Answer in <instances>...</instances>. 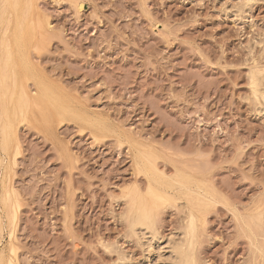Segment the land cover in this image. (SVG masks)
<instances>
[{"label": "rangeland", "instance_id": "rangeland-1", "mask_svg": "<svg viewBox=\"0 0 264 264\" xmlns=\"http://www.w3.org/2000/svg\"><path fill=\"white\" fill-rule=\"evenodd\" d=\"M13 2L0 264H176L188 225L191 264H264V0ZM135 199L154 209L152 248Z\"/></svg>", "mask_w": 264, "mask_h": 264}, {"label": "bare ground", "instance_id": "bare-ground-1", "mask_svg": "<svg viewBox=\"0 0 264 264\" xmlns=\"http://www.w3.org/2000/svg\"><path fill=\"white\" fill-rule=\"evenodd\" d=\"M5 1V0H4ZM10 1V3L12 4L11 6L12 7H10V9L11 8H14V0H9ZM19 2V1H18ZM21 2H23V1H20V3ZM6 4H9L8 2L6 3ZM22 4V3H21ZM82 4V3H81ZM10 5V4H9ZM9 5H7V6H9ZM16 5H18V4H16ZM80 5V4H79ZM33 6V5H32ZM82 5H80V7H81ZM20 7H22V6H20L19 5V8ZM79 7V8H80ZM83 7V6H82ZM81 7V8H82ZM14 10V9H13ZM16 10V9H15ZM18 10V9H17ZM20 10V9H19ZM17 12V11H16ZM19 12V11H18ZM17 12V13H18ZM13 13V12H12ZM20 13V12H19ZM19 13H18V16H21V15H19ZM23 14V13H22ZM15 15H17V14H15ZM14 15V16H15ZM18 16H17V18H18ZM4 17V16H3ZM2 21V20H1ZM5 21V20H4ZM25 21V20H24ZM4 23V22H3ZM19 23V22H18ZM18 26V25H17ZM16 26V27H17ZM16 27H14L12 30H14ZM3 28H4V26H3ZM17 29V28H16ZM18 30H16V31H14L15 33L17 32ZM24 31V30H23ZM3 32V31H2ZM11 32V31H10ZM13 32V33H14ZM12 33V34H13ZM19 33H22V31L21 32H19ZM14 34V37H13V41H10V42H12L10 45H14V46H16V48H18V47H20V45H22L23 43H25V39L23 38L24 36L22 35L21 36V34ZM11 34V33H10ZM10 34L8 35V36H10ZM23 34V33H22ZM24 35H25V32H24ZM11 37V36H10ZM11 39H12V37H11ZM26 45V44H25ZM3 47V46H2ZM11 47V46H10ZM25 47V46H24ZM12 49V48H11ZM15 49V48H14ZM14 49H13V51H14ZM19 50H20V48H18ZM22 49V48H21ZM12 50H11V52H13ZM10 52V53H11ZM14 52H16V51H14ZM20 52V51H19ZM21 53H22V51H21ZM20 53V54H21ZM16 54H19V53H16ZM25 54V53H24ZM14 56V54L12 53V56L10 55V57H13ZM21 56H23V55H21ZM24 57H26L25 55H24ZM22 59V58H21ZM23 60H27V59H25V58H23ZM31 62V61H30ZM27 62L25 61V64H26ZM13 64V63H12ZM25 64H23V65H25ZM27 65V64H26ZM16 67V66H15ZM29 69V68H28ZM32 73V72H31ZM1 76V75H0ZM1 77H3V75L1 76ZM18 78V77H17ZM3 79V78H2ZM23 79V78H22ZM256 79H258L257 77H256ZM20 81V80H19ZM18 81V82H19ZM23 81V80H22ZM1 82V81H0ZM12 82V81H11ZM12 84V83H11ZM258 84V83H257ZM23 85H24V83H23ZM261 88V87H260ZM6 89V88H5ZM17 90H19V89H17ZM7 92V91H6ZM19 92V91H18ZM46 92V91H45ZM20 93V92H19ZM49 93V92H48ZM17 94V93H16ZM54 94V93H53ZM29 95V94H28ZM56 95V94H55ZM6 97V96H5ZM16 97H19V95L18 96H16ZM54 97H57V96H54ZM7 98V97H6ZM13 99V98H12ZM14 100V99H13ZM12 100V101H13ZM19 100V99H18ZM6 101V100H5ZM56 101V100H55ZM7 102V101H6ZM1 105V104H0ZM69 107V106H68ZM65 109V108H64ZM10 111V110H9ZM1 112V111H0ZM66 112V111H65ZM1 118V117H0ZM3 121V120H2ZM7 123V122H6ZM1 129V128H0ZM14 129V128H13ZM1 134V133H0ZM9 139V138H8ZM1 141V140H0ZM15 142V141H14ZM11 144H12V142H10ZM0 144H3L2 146H3V148H4V150L7 152L8 150H9V148L8 147H10V145H9V141L6 139V137H3V140H2V143H0ZM1 146V147H2ZM6 154H8V153H6ZM155 158V157H154ZM1 161H2V159H1ZM143 163V162H142ZM145 163V162H144ZM146 164V163H145ZM144 164V165H145ZM143 165V164H142ZM146 166H148V165H146ZM145 167V166H144ZM145 169V168H144ZM143 170V169H142ZM150 170V169H149ZM177 171V170H176ZM181 171V170H180ZM145 172H146V170H145ZM147 172H148V170H147ZM182 172V171H181ZM180 172V173H181ZM149 173V172H148ZM151 173V172H150ZM182 174H184V173H182ZM147 175V174H146ZM156 175V174H155ZM159 175V174H158ZM185 175V174H184ZM187 175V174H186ZM186 175H185V177H186ZM191 175V174H190ZM189 175V176H190ZM148 176H150L149 174H148ZM152 177H153V175H151ZM150 176V180H151V177ZM172 177V176H171ZM177 177V176H176ZM156 178V177H155ZM160 180L162 179V178H160V177H158ZM158 178H156V179H158ZM179 178V177H178ZM177 178V179H178ZM193 178V177H192ZM158 179V180H159ZM168 179V178H167ZM172 179V178H171ZM180 179V178H179ZM196 179V178H195ZM157 180V181H158ZM162 180H164V178L162 179ZM188 180V179H187ZM151 181H153V180H151ZM154 181H156V180H154ZM168 181V180H167ZM193 181V180H192ZM191 181V182H192ZM196 181V180H195ZM3 182V181H2ZM169 182V181H168ZM184 182V181H183ZM153 183V182H152ZM154 183H157V182H154ZM197 183V182H196ZM169 184V183H168ZM178 184V183H177ZM170 185V184H169ZM197 185V184H196ZM195 185V186H196ZM203 185V184H202ZM160 186V185H159ZM159 186H158V188H159ZM164 186H165V184H164ZM177 186V185H176ZM184 186V185H183ZM187 186V185H186ZM168 187H170V186H168ZM173 187V186H172ZM171 187V188H172ZM175 187V186H174ZM188 187V186H187ZM194 187V186H193ZM201 187V186H200ZM199 187V188H200ZM162 188H164L163 186H162ZM166 189H167V187H165ZM180 188V187H179ZM178 188V189H179ZM182 188V187H181ZM198 188V186H197V189H199ZM203 188V187H202ZM185 189V188H184ZM188 189V188H187ZM186 189V190H187ZM191 189H193V188H190V190ZM185 190V191H186ZM201 190V189H200ZM164 191H165V189H164ZM170 191V190H169ZM176 191V190H175ZM175 191H173V192H175ZM178 191V190H177ZM180 192H181V189L179 190ZM194 191H196V190H194ZM193 191V192H194ZM186 192H188V191H186ZM185 192V193H186ZM198 192H200V191H198ZM171 193V192H170ZM177 193V192H176ZM189 193V192H188ZM187 193V194H188ZM190 193H192V192H190ZM196 194V196H197V193H194L193 194V196ZM201 194V193H200ZM205 194V193H204ZM207 194V193H206ZM174 195V194H173ZM181 195V194H180ZM205 196V195H204ZM148 197V196H147ZM176 197V196H175ZM181 197V196H180ZM208 197V196H207ZM193 198H195V197H193ZM199 198H200V200H201V197L199 196ZM3 199V198H2ZM192 199V198H191ZM197 199V198H196ZM200 200H199V202H200ZM191 201V200H190ZM189 201V202H190ZM203 201V200H202ZM193 204H194V202L193 201H191ZM198 202V203H199ZM4 203H5V201H4ZM196 203V202H195ZM198 203H196V204H198ZM201 203V205H202V202H200ZM199 203V204H200ZM207 204H208V202H207ZM195 205V204H194ZM197 206H199V205H197ZM153 207V206H152ZM153 209V208H152ZM151 208H148V207H145L144 206V204L142 203V200H139V199H135L133 202H132V204L130 205V208H129V217L130 216H132V220H130L131 221V223H132V228H133V231H135L136 232V230H138V229H136V228H141L142 229V231L144 232H142L141 234H144V235H146L147 233L149 234H151L150 235V237L148 238H146V236H144V235H142V236H144V238L146 239L145 241H146V246H147V248H152L151 246H152V244H153V242L156 240V235H153V234H156V233H154V232H156V229H155V227H156V225H155V223H156V219H155V213L153 212L154 211V209L152 210ZM159 210V209H158ZM192 212H194V211H192ZM158 214V213H157ZM194 215H195V212L193 213ZM11 217V216H10ZM1 219V218H0ZM196 219V218H195ZM1 222H3V220H1ZM5 222V221H4ZM3 222V223H4ZM251 223V222H250ZM187 226V225H186ZM3 227H4V225H3ZM131 227V226H130ZM5 229V228H4ZM186 229V228H185ZM185 229H184V231H185ZM1 231V230H0ZM140 231V230H139ZM192 231H193V227H192V225H188V228H187V230H186V232H185V234H184V232H182L183 233V236H184V240L183 239H181V241L182 242H179L178 241V243L177 242H175V244H176V246L174 245L172 248H171V250H173L172 251V253L174 254H176V255H174L175 257H177V259L178 260H175L174 262H176V264H191L192 262H193V260H194V258H193V254H192V252L190 251V246H191V243L193 242V239H192V242H191V236H192ZM159 234V233H158ZM158 234H157V236H158ZM4 236V235H3ZM13 236V235H12ZM141 236V235H140ZM155 238V239H154ZM159 238V237H158ZM172 238V237H171ZM182 238V237H181ZM194 238V237H193ZM143 239V238H142ZM153 239H154V241H153ZM170 240V239H169ZM153 241V242H152ZM1 242V241H0ZM171 242V241H170ZM172 243V242H171ZM162 245V244H161ZM160 247V246H159ZM147 248H146V250H147ZM154 248V247H153ZM161 249V248H160ZM164 250V249H163ZM151 251V250H150ZM3 255V254H2ZM173 255H172V257H174ZM172 257H170V258H172ZM4 258H6V257H4ZM174 259V258H173ZM176 259V258H175ZM4 261H5V259H4ZM8 262V261H7ZM128 263V262H127ZM5 264V263H4ZM175 264V263H174Z\"/></svg>", "mask_w": 264, "mask_h": 264}]
</instances>
